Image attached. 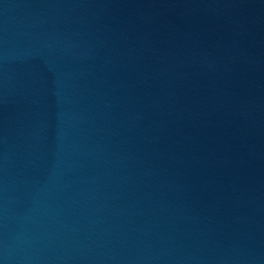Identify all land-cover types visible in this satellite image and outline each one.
I'll list each match as a JSON object with an SVG mask.
<instances>
[{"label": "water", "instance_id": "1", "mask_svg": "<svg viewBox=\"0 0 264 264\" xmlns=\"http://www.w3.org/2000/svg\"><path fill=\"white\" fill-rule=\"evenodd\" d=\"M0 264H264V0H0Z\"/></svg>", "mask_w": 264, "mask_h": 264}]
</instances>
